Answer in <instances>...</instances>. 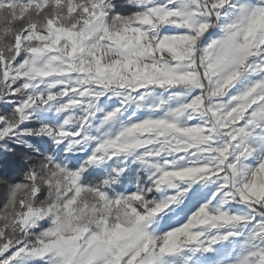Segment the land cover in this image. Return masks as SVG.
<instances>
[{
  "label": "snow or ice",
  "instance_id": "1",
  "mask_svg": "<svg viewBox=\"0 0 264 264\" xmlns=\"http://www.w3.org/2000/svg\"><path fill=\"white\" fill-rule=\"evenodd\" d=\"M0 264H264V0H0Z\"/></svg>",
  "mask_w": 264,
  "mask_h": 264
}]
</instances>
